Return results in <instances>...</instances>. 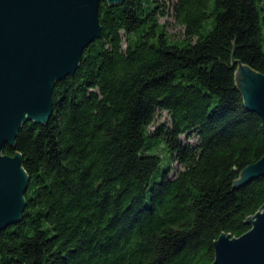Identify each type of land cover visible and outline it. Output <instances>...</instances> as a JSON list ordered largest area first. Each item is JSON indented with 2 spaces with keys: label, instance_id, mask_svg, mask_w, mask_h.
<instances>
[{
  "label": "trees",
  "instance_id": "1",
  "mask_svg": "<svg viewBox=\"0 0 264 264\" xmlns=\"http://www.w3.org/2000/svg\"><path fill=\"white\" fill-rule=\"evenodd\" d=\"M97 11L99 35L54 81L47 119L1 146L20 152L28 179L19 219L0 229V264H212L213 240L246 230L264 200V173L232 184L264 153V130L230 60L264 73V0H99ZM157 109L168 120L148 129Z\"/></svg>",
  "mask_w": 264,
  "mask_h": 264
},
{
  "label": "water",
  "instance_id": "2",
  "mask_svg": "<svg viewBox=\"0 0 264 264\" xmlns=\"http://www.w3.org/2000/svg\"><path fill=\"white\" fill-rule=\"evenodd\" d=\"M108 3L121 0H105ZM99 0H0V229L23 210L28 175L12 145L20 124L44 122L51 112L56 79L75 70L83 47L99 35ZM234 85L264 130V73L236 59ZM264 173V153L241 167L240 185ZM248 228L236 236L220 232L213 240L212 264H264V200L245 216Z\"/></svg>",
  "mask_w": 264,
  "mask_h": 264
},
{
  "label": "rangeland",
  "instance_id": "3",
  "mask_svg": "<svg viewBox=\"0 0 264 264\" xmlns=\"http://www.w3.org/2000/svg\"><path fill=\"white\" fill-rule=\"evenodd\" d=\"M171 1V0H170ZM158 20H165L166 22V29L169 33H172L173 36H177L180 35L182 32V27L176 23L173 22L172 17L171 16H159ZM123 45V44H122ZM168 120V115L165 111V109H157L156 113H155V119L153 121V123L148 125V129H152V127L160 121H167ZM182 137L184 139H187L189 141H194L195 140V136L191 135L190 137L186 138V136L184 134H182ZM155 149L157 150V152L152 148V147H148L147 149H145L146 152H156L159 154L160 159H159V168H162L166 162H167V157H168V151L166 149L163 148V150L160 147V144L157 145L155 147ZM172 167L170 168L168 174L171 175L174 173V171L180 167V165L178 164L177 161H172ZM158 176V174H157Z\"/></svg>",
  "mask_w": 264,
  "mask_h": 264
}]
</instances>
